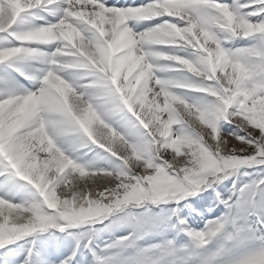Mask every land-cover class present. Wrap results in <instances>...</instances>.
Instances as JSON below:
<instances>
[{
  "label": "snow or ice",
  "instance_id": "obj_1",
  "mask_svg": "<svg viewBox=\"0 0 264 264\" xmlns=\"http://www.w3.org/2000/svg\"><path fill=\"white\" fill-rule=\"evenodd\" d=\"M0 264H264V0H0Z\"/></svg>",
  "mask_w": 264,
  "mask_h": 264
}]
</instances>
